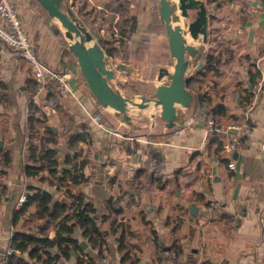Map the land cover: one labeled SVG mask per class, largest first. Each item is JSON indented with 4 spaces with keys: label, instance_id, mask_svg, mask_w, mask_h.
I'll return each instance as SVG.
<instances>
[{
    "label": "crops",
    "instance_id": "0c3cea01",
    "mask_svg": "<svg viewBox=\"0 0 264 264\" xmlns=\"http://www.w3.org/2000/svg\"><path fill=\"white\" fill-rule=\"evenodd\" d=\"M60 1L61 9L70 8L90 31L89 44L96 42L104 50L115 72L109 84L132 102H127L125 115L101 104L88 88L69 43L65 45L68 41L55 17L37 0H13L33 52L63 75L69 91L57 101L56 113L45 120L41 105L49 93H35L29 61L0 40V170L5 173L0 176L5 189L0 198V264L12 233L32 227L34 205L12 222L17 199L28 187L42 188L67 204L78 194L93 203L105 237L104 264H171L162 248L168 244L177 250L181 264H264V0H202L207 38L202 41L199 34L194 39L191 45L197 52L186 57V71L188 76L194 73V85L205 100L200 103L196 92L187 88L190 104H175L170 126L153 100L133 103L135 97L150 96L166 83V75L157 78L160 69L171 63V54L164 51L168 38L159 0ZM112 4L122 5L135 18L116 57L105 51L110 26L93 18V13ZM84 12L89 15L83 17ZM114 12L121 15L120 7ZM142 45L158 46L165 60L146 47L143 60L135 59ZM118 63L124 68L115 69ZM154 67L152 76L148 72ZM259 82L262 92L249 114L250 133L237 150H222L221 132L208 133L201 112L214 111L222 126L239 119ZM95 111L102 114L100 124L89 118ZM80 132L86 138L78 142L75 154L69 139ZM214 132L218 138L209 143ZM29 136L37 147L32 159H28ZM129 141H134V150ZM84 157L87 161L80 167ZM153 158L157 166L152 165ZM25 163L30 164L27 174ZM109 199L118 200L119 214L109 212ZM73 235L85 241L79 228ZM48 236L52 238L54 231ZM85 243L83 249L94 263L103 264L96 249ZM51 253L59 264H75L80 254L72 250L64 259L56 247ZM122 253L130 258L122 262Z\"/></svg>",
    "mask_w": 264,
    "mask_h": 264
},
{
    "label": "trees",
    "instance_id": "16d2710c",
    "mask_svg": "<svg viewBox=\"0 0 264 264\" xmlns=\"http://www.w3.org/2000/svg\"><path fill=\"white\" fill-rule=\"evenodd\" d=\"M120 7L121 10V21L123 23H131V31L134 29L135 18L134 15H130L127 9L112 4L109 7L110 11H115ZM94 11L92 10L91 13ZM89 13H83V17L88 16ZM93 18H101L108 26L111 24L112 14L106 18L101 17V12H95ZM56 34L59 35V31L56 30ZM104 44V43H103ZM105 46V45H104ZM146 46L139 47L140 52L134 53L135 59L143 60L142 54L145 53L144 49ZM146 50L156 55L161 62L165 59L161 56V49L158 46H148ZM105 51L108 55L116 57L118 55L117 50L113 47H106ZM143 51V52H142ZM158 52V53H156ZM202 73V71L200 72ZM186 87L191 91H195L197 94L198 101L201 103L205 100L204 95L194 85V73H191L186 82ZM214 112V111H213ZM215 114V112H214ZM85 133L80 132L69 139V148L78 154L77 144L80 140L85 139ZM218 134L214 132L212 137L209 136L208 142L217 140ZM28 143V159L31 158L36 152V145L29 136ZM219 144V143H218ZM218 149V148H217ZM8 157L5 156L3 163L8 162ZM87 159L84 157L79 166L82 167ZM76 167V164H74ZM30 168L29 163H25L24 171L28 173ZM52 170V169H51ZM64 174L67 173L63 170ZM5 173L0 170V176ZM77 177L76 174L71 176L72 179ZM82 176L80 180H84ZM4 187L0 182V198L4 195ZM35 206V212L30 216L29 221L32 227H29L27 232H14L8 238L7 245L10 250L4 257L3 264H59L55 261L51 248L56 247L61 257L67 259L70 256V251L78 250L79 255L76 256L75 264H95L93 258H91L83 246L80 244L78 238L73 233L75 228L80 229L81 237L88 243V245L96 249L98 261L103 256V246L105 244V237L99 230L97 219L95 217V207L91 201L85 199L81 194L74 195L71 199V203L60 202L53 198V195L39 187H28L25 192V199L23 203L14 210L12 214V222L14 223L19 216L30 206ZM111 214H119L122 210L117 199H109L106 203ZM104 218V217H103ZM54 231V236L50 238L48 232ZM122 234L119 237L118 250L122 252L125 246L122 243ZM25 254V256L23 255ZM130 258L128 253H122L120 260L123 262Z\"/></svg>",
    "mask_w": 264,
    "mask_h": 264
},
{
    "label": "water",
    "instance_id": "95a60500",
    "mask_svg": "<svg viewBox=\"0 0 264 264\" xmlns=\"http://www.w3.org/2000/svg\"><path fill=\"white\" fill-rule=\"evenodd\" d=\"M49 15L58 19L65 28L64 35L73 40L68 45V49L73 53L79 65L80 72L84 76L87 86L97 100L113 108L117 112L125 115L127 102H132L128 97L123 96L117 89H114L108 82L115 75L114 69L106 61V55L101 46L92 41V34L81 25L70 8L61 9L60 0H37ZM174 7L178 9L183 18L190 16V11L194 15L186 23V28L180 25H173L172 18ZM159 15L163 20L164 28L168 38L170 54L174 58L172 72L162 67L157 75L160 79L163 75H168V83L160 84L156 87L154 95H142L140 102H133L143 105L149 100H153L158 106L160 117L166 121L168 126L172 125L175 118V104L188 106L192 99L190 91L186 87L188 75L186 71V55L192 57L196 54L197 48L186 42L184 35L188 33L192 39L202 35V41L207 38V9L202 0H159ZM174 14L178 21L180 17ZM184 23V22H183ZM75 38H77L75 40ZM114 68H124L123 63L115 64ZM80 244L86 246L85 241Z\"/></svg>",
    "mask_w": 264,
    "mask_h": 264
},
{
    "label": "built area",
    "instance_id": "2783aa9c",
    "mask_svg": "<svg viewBox=\"0 0 264 264\" xmlns=\"http://www.w3.org/2000/svg\"><path fill=\"white\" fill-rule=\"evenodd\" d=\"M100 11L103 18L112 14L108 47L120 49L123 43L127 40L131 24L129 22L123 23L118 12L110 11L107 8H102ZM0 40L7 47L17 51L20 57L29 61L34 77L35 93L38 94L40 91L44 90L49 93V97L45 100L43 105H41L45 120H47L48 117L56 113L57 101L67 95L69 91L68 83L61 73L47 67L33 52L30 39L22 27V22L13 0H0ZM261 92L262 90L259 82L252 98L246 103L240 118L231 120L225 126H222L212 111L201 112L200 115L204 121L206 131L208 133L213 131L221 132L220 146L222 150H237L243 143L244 138L250 133L251 124L249 122V114L256 104L255 98ZM89 118L100 124L102 114L99 111H95L89 114ZM128 146L129 149L134 150V141H129ZM157 164V160L153 158L152 165L157 166ZM24 199L25 192L20 194L15 207L18 208L23 203ZM162 248L167 251L171 264H181L178 258V252L173 245H164ZM9 252L10 250L7 248L5 253L7 254ZM100 261L103 264L107 262L105 252L100 258Z\"/></svg>",
    "mask_w": 264,
    "mask_h": 264
},
{
    "label": "rangeland",
    "instance_id": "374dc122",
    "mask_svg": "<svg viewBox=\"0 0 264 264\" xmlns=\"http://www.w3.org/2000/svg\"><path fill=\"white\" fill-rule=\"evenodd\" d=\"M174 3H175V1H173ZM172 2V3H173ZM175 9H176V7H174ZM94 14V13H93ZM177 15L179 16L180 14H179V12L177 13ZM74 17H75V15H74ZM101 17H102V14H101ZM190 18L189 19H187V18H183L182 17V20H183V22L184 23H182V25H183V28H186L185 26H186V23L188 22V21H190L191 20V16H189ZM76 18V17H75ZM173 21H176V19H175V16H174V14H173ZM56 20V22L58 23V25L60 26V29L63 31V33H64V31H65V28L62 26V24L57 20V19H55ZM78 21V20H77ZM81 25H83L82 24V22L79 20L78 21ZM88 30V29H87ZM89 31V30H88ZM90 32V31H89ZM64 37H65V41H68V42H64L65 43V45H67V43H71L72 41H74V39L73 40H70L68 37H66L65 35H64ZM61 39H62V37H61ZM77 38H75V40H76ZM194 45V44H193ZM115 49V48H114ZM164 51H166L167 52V54L168 55H170V51H169V45L167 44V45H165V48H164ZM156 53H158V52H156ZM188 55H186V57H187ZM187 59V58H186ZM170 60H171V63H170V65H167V68H168V70H169V72H172V70H173V67H172V64L174 63V58L170 55ZM151 67H153V66H151ZM143 68H145V66L143 67ZM150 75H154L155 74V67L154 68H152V69H150L149 70V72H148ZM187 75H188V72H187ZM169 80H170V78H169V76L168 75H166V79H165V82L166 83H168L169 82ZM150 93L152 94V95H150V96H153L154 94H153V92H151L150 91ZM136 102H140V97H135V99H134Z\"/></svg>",
    "mask_w": 264,
    "mask_h": 264
},
{
    "label": "bare ground",
    "instance_id": "6f19581e",
    "mask_svg": "<svg viewBox=\"0 0 264 264\" xmlns=\"http://www.w3.org/2000/svg\"><path fill=\"white\" fill-rule=\"evenodd\" d=\"M175 2H177V0H175ZM176 13H178V9H177ZM180 17H181V18H179L178 21H177V20H176V21H173V19H172V24H173V25H180L181 27H183L184 24L182 25V23H183L182 16L180 15ZM55 19H57V18H55ZM57 20H58V19H57ZM184 38L186 39V42H187L188 44H194V42H195V40L192 39L188 33H186V34L184 35ZM110 65H111V64H110Z\"/></svg>",
    "mask_w": 264,
    "mask_h": 264
}]
</instances>
